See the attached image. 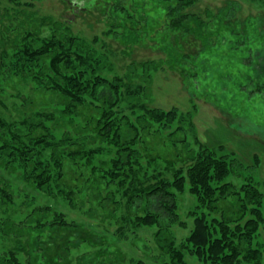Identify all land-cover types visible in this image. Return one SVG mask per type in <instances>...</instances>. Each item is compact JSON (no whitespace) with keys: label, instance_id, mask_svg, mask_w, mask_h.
Here are the masks:
<instances>
[{"label":"rangeland","instance_id":"rangeland-1","mask_svg":"<svg viewBox=\"0 0 264 264\" xmlns=\"http://www.w3.org/2000/svg\"><path fill=\"white\" fill-rule=\"evenodd\" d=\"M88 1L80 5L73 0H0V85L13 116L28 114L31 108L54 110L63 119V123L57 119L58 124L50 121L58 126V136H78L79 129L83 130L87 109L68 111L61 102L67 101L63 92L42 91L33 78L26 82L3 66L9 59L3 58L2 51L6 48L15 61L19 45L31 41L25 38L28 30L42 44L45 38L58 35L59 22H68L73 35L105 56L101 68L105 76H122L127 86L140 87L136 92L151 107L177 109L178 119L167 127L164 122L132 116L141 152L174 159L180 167L189 155L209 147L217 155L233 159L232 173L225 182L240 186L257 181L264 193V0H196L188 4L183 0H111L106 5L104 0ZM114 2L118 7L112 6ZM176 14L187 16L182 27L172 26L179 17ZM127 16L132 21L126 23ZM25 96L33 103L24 104ZM181 114L190 115V121L186 117L181 121ZM1 137L2 130L0 142ZM95 144L105 149L91 162L84 154L75 162L70 157L65 160V179L75 189L71 201L56 189L50 192L38 187L25 178L20 162L8 164L0 155L1 183L13 192L11 199L0 197V224L4 226L11 217L14 228L21 230L19 221L23 223L24 216L31 214L26 203L34 200L39 209L33 216L41 223L23 228L30 244L23 256H29L32 264H132L130 259L138 255L147 264H166L153 240L158 227H142L135 233L129 220L132 224L125 230L130 234L120 237L126 223L123 216L128 220L136 210L127 208L126 200L114 204L108 197L115 185L106 186L108 179L94 173V164H90L111 161L114 148L99 139ZM166 160L143 159L142 164L150 171L162 170L168 165ZM170 171L167 174L172 177ZM231 199L227 205L235 202ZM178 202L179 220L185 226L176 222L164 228L168 221L162 219V227L180 242L193 228L190 211L196 199L185 191ZM61 215L66 224L58 222ZM254 241L264 249V223ZM150 247L158 262L144 258L143 249Z\"/></svg>","mask_w":264,"mask_h":264},{"label":"trees","instance_id":"trees-1","mask_svg":"<svg viewBox=\"0 0 264 264\" xmlns=\"http://www.w3.org/2000/svg\"><path fill=\"white\" fill-rule=\"evenodd\" d=\"M73 1L85 5L88 0ZM108 1L111 0H104V5ZM183 1L188 4L196 0ZM112 6L118 7V3L114 2ZM176 15L179 17L172 22V26L182 27L187 16ZM126 18V23L132 21L131 16ZM71 29L68 22H59L56 28L58 35L45 38L42 44L36 43L28 30L25 38L31 41L19 45L13 56L15 61L10 60L12 56L6 48L2 51L3 58L9 59L3 66L10 67L26 82L33 78L42 91L63 92L67 101L61 102L68 111L78 113L82 108L87 109L84 112L85 122L81 124L83 130L79 129L78 136L69 133L58 136L56 124L59 121L63 123V119L58 118L54 110L31 108L28 114L14 117L3 99L0 85L2 161H8V164L20 162L26 170V179L50 192L56 189L71 201L75 189L65 179L66 158L75 159V162L77 157L84 154L91 162L99 151L105 149L95 142L97 139L105 141L112 145L115 155L109 162L90 165L94 164V173L108 179L106 186L115 185L116 190L108 194L114 204H122L123 199L127 208L136 210L132 211L133 217L129 214L128 220L123 216L126 223L121 227V238L130 234L125 228L133 222L131 227L135 233L142 227H158L153 240L157 246L155 249L165 258L166 264H193V261L196 264H263L264 249L254 244L264 223V193L259 183L250 180L237 186L231 181L225 182L232 173L233 159L230 160L227 155L219 156L215 149L209 147H203L196 155H189L180 167H177L176 160H166L162 155L150 152V148L147 156L141 152L137 148L138 126L132 116L136 115L140 121L150 118L158 123L164 122L167 127L178 119L177 109L166 111L151 107L143 100L144 96L136 92L140 87L127 86L122 76H105L101 70L105 65V56L81 37L73 35ZM27 73H31V76ZM16 96L22 98V95ZM24 99V104H28L29 100L33 103L30 97L27 99L25 96ZM124 103L127 105L123 108ZM128 110L130 113H127ZM180 117L181 121L184 117L190 121V115L181 114ZM51 120L56 124L52 126ZM143 159L150 162L162 159L168 165L162 170L150 171L142 164ZM150 162L148 166H151ZM169 171L172 177L167 174ZM113 181L116 184H111ZM185 191L196 199L194 209L190 211L194 225L179 242L171 232L163 229L162 219L168 221L164 228L172 227L176 222L185 226L184 222H180L178 212V196ZM3 196L11 199L13 192L0 180V197ZM231 197L235 198V202L227 205ZM34 204V200L27 201L26 206L31 214L24 216L23 223L19 221L21 230L14 228L15 222L11 217L6 219L4 226L0 224V264H32L29 256H23L30 245L23 228H36L41 223L33 216V212L39 209ZM59 219L58 222L66 224L64 215ZM2 237H5L3 241ZM153 252L150 247V250L144 248L142 253L151 262H158L152 256ZM130 261L132 264H147L139 255Z\"/></svg>","mask_w":264,"mask_h":264}]
</instances>
